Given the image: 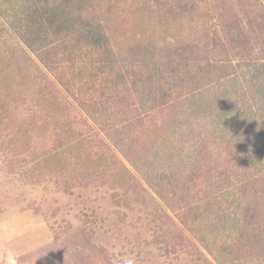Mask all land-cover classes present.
<instances>
[{
    "label": "rangeland",
    "instance_id": "rangeland-1",
    "mask_svg": "<svg viewBox=\"0 0 264 264\" xmlns=\"http://www.w3.org/2000/svg\"><path fill=\"white\" fill-rule=\"evenodd\" d=\"M21 1L0 0V264H264L263 128L230 133L226 117L264 73V0H58L42 22ZM75 12L109 34L117 60L99 77L106 56L82 57L86 44L42 55ZM121 54L159 67L135 74Z\"/></svg>",
    "mask_w": 264,
    "mask_h": 264
},
{
    "label": "trees",
    "instance_id": "trees-1",
    "mask_svg": "<svg viewBox=\"0 0 264 264\" xmlns=\"http://www.w3.org/2000/svg\"><path fill=\"white\" fill-rule=\"evenodd\" d=\"M86 1H89V0H78V3H83ZM58 3H59L58 0H25V1L19 2L20 5L17 6L16 11L19 12V14H21L24 11L23 6L24 7H30L32 10V13L35 15L34 17L31 18V20L32 21L39 20V22H42L44 20H48V14L46 13V4L53 5V4H58ZM66 4L69 5V2ZM69 6H72V3ZM62 20H63L62 24H63L64 29L58 33L59 42H55V47H56L55 50H51L52 52L51 51L45 52L42 55L46 56L47 54H52V56H53L52 61L53 62H61L62 61V59L59 58L60 54L64 55L65 59H71V61H72L73 59H75V56L77 55V49L81 47V46L80 47L77 46L75 48V46L86 44V46H88L89 50L87 49L88 51H86L85 53L83 52L81 54L82 57L88 58V56H98V55L106 56V60L101 59L99 64L97 63V66H99V67L96 66V68H95L97 70V73H96L97 77H99V74L101 73V71H106L104 69L105 68L104 64L106 61H107V64H110V63L114 64V62L117 60V58H116V55L113 54L114 52L111 51L112 47L110 46L111 40H109L110 39L109 34L107 33L106 27H104L101 22H93L92 24H88L89 22L88 23L86 22L85 25L82 24V22L76 23L77 22L76 12L74 14H70L68 16H65L64 18H62ZM39 22L36 24L35 23L29 24V29H28L29 31L28 30L26 31L27 34L32 35V39L36 38L37 34L35 35L34 31H35L36 27H39ZM42 26L43 27L41 28V30H44V31H46V28H49V26L46 24V22H44V24ZM37 36H39V35H37ZM40 36L46 37L44 35H40ZM23 37H25V36H23ZM46 38L51 40L50 37H46ZM24 40H26V37L24 38ZM38 45H41V43L38 42ZM39 48H44V47H39ZM61 48H63V50ZM109 52L111 54H109ZM108 55L111 57V59H108ZM120 56H121V61H123V60H129L130 61L131 69L132 70L134 69L133 73H135V74H137V72H140V71H143V72L146 71V73H147V72H150L152 70H156L159 67V66L157 67V65H156V61H155L156 57L154 54L151 57H143L144 58L143 62H139V60H137L135 58L134 54H132L129 57H124L123 54H121ZM160 58H163V56H160L159 59ZM138 68H141V70L137 71V70H139ZM172 68H173V72L176 73L177 67L173 66ZM255 69L257 70L258 73L260 72V69L258 67H255ZM91 71L94 72V70H92V69L87 70L88 77H91L94 75V74H92ZM98 71L100 73H98ZM248 72L250 74V72H252V70H249ZM260 75L261 76H258V78H254V80L256 81L254 84V85H256L255 89H252V88L245 89V91L246 90H254L256 95L253 96V95H249L246 92H243L245 94H244V96L241 95V99L242 100L244 99L245 102H247V103H243V106L241 108L242 110H239L237 112H232L229 115H228V113H226L227 114L226 117L229 116L232 118L227 122V127H228V130L230 133H237L241 129L246 130L247 129L246 124H247V122L250 121V123L254 126L260 125V127L263 128V132H261V133L264 135V73H260ZM143 79H147V80H144L141 83H143V85L146 86L147 88H149V87L152 88L151 83L154 82L153 81V79H154L153 74L149 75V76L147 75V78L144 77ZM199 79L200 78L196 79V80H198L197 83H195V84L192 83V86H194L193 89H197V87H199L200 84L205 85V83H203V82H206V80L203 79L202 83H200L201 80H199ZM87 84H89V82ZM135 84L137 86H139L138 80H136ZM187 97H189V98L182 100V98L180 96V98H181L180 103L182 104L183 102H185V103H188L189 105L194 104V108H195L196 102H198L195 94L191 95V93H189V96H187ZM252 97H253L252 102H250V98H252ZM256 107H257V110H255ZM239 113H241V115L244 117V119H240L241 115L239 116L238 115ZM166 151H168L170 153L169 155L171 156V150L169 151L167 149V147H166V149L163 148L161 151H158V155L155 159H153V163L156 164L158 162V160L160 161L162 159L163 154L165 155L167 153ZM183 153H184V151H183ZM169 155H168V157H169ZM180 159L183 160V157L181 156ZM187 167H188V165H186L184 160L179 162V169H180L181 173H182L183 169H188ZM200 167H201V169H203L201 165H200ZM245 169H247V167L242 170L243 174H242V177L240 178V180H243V181H246L249 178V175H251V173H249L250 170L248 169L249 171H246ZM250 169H252V168H250ZM194 170H195V172L192 174L190 172H188V174H190V175H188V177L191 178V181L197 180L198 178H200L202 176L201 173L199 172L198 167H194ZM182 174L181 175L179 174V176L182 178V181L184 180L183 181L184 184L181 187H185L186 185H188V182H190V181L185 180L186 178H184L182 176ZM167 178L169 180H166ZM172 178L173 177L169 178L167 176H163L162 182H163V180H165V181H164L163 187L161 186V190H177V189H179V188H176V185H178L177 180H173ZM156 179L157 178L154 177L152 181H155ZM255 182H257V181H255ZM158 185H160L159 182H158ZM159 189H160V187H159ZM173 196H174V193L172 192V197ZM231 206H234V205L231 204ZM201 217L202 216H201L200 212L195 211L194 216L191 218L192 219V223H191L192 227L195 228L198 232H200L201 242L204 244V246L208 247L209 250L212 247H214L215 249H217V252L218 251L221 252L223 250V249H221V247L229 244V242H226V241L222 242L221 237H219V238H217L214 246H211L212 242L210 240H208L209 237L211 238L213 236L211 239H216V236H218V234H216V236H214L213 233H211L209 235L206 232L204 234L200 228L201 223H202L201 220L203 219ZM224 230L227 234L222 236V238H224L226 236L228 241H230L233 238V235L229 234L226 229H224ZM218 233L220 234V236L223 235L221 232H218ZM176 237L178 238V235ZM217 244H219L218 247L216 246Z\"/></svg>",
    "mask_w": 264,
    "mask_h": 264
}]
</instances>
